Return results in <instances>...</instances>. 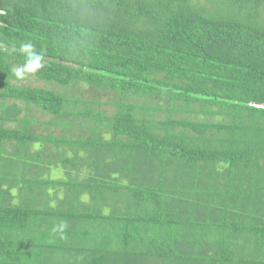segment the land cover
<instances>
[{
  "label": "trees",
  "instance_id": "1",
  "mask_svg": "<svg viewBox=\"0 0 264 264\" xmlns=\"http://www.w3.org/2000/svg\"><path fill=\"white\" fill-rule=\"evenodd\" d=\"M28 40L44 87L10 71ZM82 85L113 115L73 118L54 87ZM31 109L90 135L35 136ZM5 142L69 147L64 179ZM0 151V264H264V0H0Z\"/></svg>",
  "mask_w": 264,
  "mask_h": 264
},
{
  "label": "rangeland",
  "instance_id": "2",
  "mask_svg": "<svg viewBox=\"0 0 264 264\" xmlns=\"http://www.w3.org/2000/svg\"><path fill=\"white\" fill-rule=\"evenodd\" d=\"M22 83H25V84H28L30 85L31 87H44L45 85L42 84V83H39V82H36L34 79L32 78H28L27 80L25 81H22ZM52 88V86H50ZM56 88L57 91H61V93L65 94V92H67V96H69L70 98L69 99H72L73 100V103L71 105L70 108H65V110H68L69 113H72L73 114V118L77 116V114H79V112H86L88 109H92L94 110V112L96 111H104L105 114L111 116L113 115L115 109L114 107H111V106H108L107 104L110 103L111 100H109L108 96L105 94V93H101L99 92L98 90H94L93 88H89L87 86H81L80 88H75V87H71L70 90L67 91V88H60V87H54V89ZM59 93V92H58ZM76 98H79V99H82V100H86V101H91V102H97V103H101V105H93V104H82L80 102H77ZM176 115V114H175ZM22 116H25L23 117L22 119L23 120H26L27 123H30L29 127L32 129L33 131V134L35 136H39V137H47L49 134H51L52 137L54 138H59V137H64L66 139H77L78 135L80 137V135L82 136V134L87 137L90 135V132L89 131H85V128L81 125L80 127V122L83 121V119L81 117H77L76 119H73V118H69L67 119L66 122H73L74 124V127L73 128H62V127H56V126H48L47 123L50 122V117L47 116L46 114L44 113H40L38 111H36L35 109H31V111H22V114H21V117ZM180 117H182V115L179 114ZM177 117V115H176ZM212 121V120H211ZM8 127H19L18 124H10L8 125ZM20 128V127H19ZM14 145L13 143H10V142H5L3 144V149L1 151H4L7 153V154H10L8 157L11 159L12 162L16 163L17 165V171H18V177L19 178H24L26 179L27 176H30L29 174H32V173H29V170H22V164L24 162V159L25 157H27V160L25 161H29L31 158L30 157H38V154H41L44 156V158H47L48 154H51L52 152H54L52 155L55 156V157H50L49 160H48V164L47 163H44V165H49L50 164V167L51 169L49 170V172H46V170H42L41 166H39L38 168H36L38 170V172H34V174H36L38 177H41V176H44V178H48V175H49V178L48 179H55L57 177H59V174H61V178L64 179L63 177L65 176L63 174V169L59 166L58 168H55V167H52L53 163L50 162V161H58L60 160L63 156V152H69V154L71 155V152H70V148L65 146V147H62V148H56L52 146H50V144L46 143V144H39V143H33V144H30L29 147H28V150H24L23 148L19 149V148H16V146H12ZM0 151V152H1ZM28 152V154H24L23 152ZM66 156V154H65ZM7 157V159H8ZM8 162V161H7ZM21 167V168H20ZM2 169L3 170H9V165L8 164H3L2 165ZM59 173V174H58ZM63 174V175H62ZM35 176L33 177H30V178H34ZM19 191V190H17ZM55 192L57 193L58 195V198L60 200L63 201V199H66L67 197H64L65 194H63L65 191L62 190L61 188L59 189H56ZM71 196L69 197V199L67 200H70ZM81 197H79L80 199ZM78 199V200H79ZM88 201L89 198H86ZM82 200V199H81ZM111 199H107L105 200V202H110ZM12 203H17V201H12ZM122 204V203H120ZM120 204L118 206H120Z\"/></svg>",
  "mask_w": 264,
  "mask_h": 264
},
{
  "label": "clouds",
  "instance_id": "3",
  "mask_svg": "<svg viewBox=\"0 0 264 264\" xmlns=\"http://www.w3.org/2000/svg\"><path fill=\"white\" fill-rule=\"evenodd\" d=\"M9 52L23 58V63L14 64L10 69L13 77L17 80H24L35 76L45 68L44 52L38 51L31 40L12 42L9 46ZM67 225L60 222L53 225L52 232L63 237Z\"/></svg>",
  "mask_w": 264,
  "mask_h": 264
}]
</instances>
